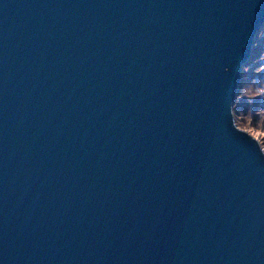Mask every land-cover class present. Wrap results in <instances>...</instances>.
Wrapping results in <instances>:
<instances>
[{"label":"water","instance_id":"95a60500","mask_svg":"<svg viewBox=\"0 0 264 264\" xmlns=\"http://www.w3.org/2000/svg\"><path fill=\"white\" fill-rule=\"evenodd\" d=\"M264 0H0V264H264V154L232 116Z\"/></svg>","mask_w":264,"mask_h":264},{"label":"rangeland","instance_id":"374dc122","mask_svg":"<svg viewBox=\"0 0 264 264\" xmlns=\"http://www.w3.org/2000/svg\"><path fill=\"white\" fill-rule=\"evenodd\" d=\"M258 33H260V37H263L264 29ZM260 52L257 54L260 58L254 60V64L245 70L247 77H245L246 82L241 91L242 95L246 97L245 112L241 120L242 126H235L255 139L264 154V55L261 56ZM260 70H263V75L258 72ZM257 74L260 76L257 77Z\"/></svg>","mask_w":264,"mask_h":264},{"label":"trees","instance_id":"16d2710c","mask_svg":"<svg viewBox=\"0 0 264 264\" xmlns=\"http://www.w3.org/2000/svg\"><path fill=\"white\" fill-rule=\"evenodd\" d=\"M262 29H264V23H263L262 27L257 30V32L253 38V43H252L250 55H249L248 59L243 63L241 70H240V78H239V81L237 84L235 97H234V100L232 102V107H231L233 120H234V123H236L235 124L236 126H242L241 120L243 119L244 112H245V106H246V104H245L246 97H244L241 93L242 88L244 87L245 82H246L245 77H247L245 74V70H247V67L254 64L253 63L254 60L260 58V56L257 55L258 52L261 51L260 52L261 56H262V54L264 55V36L260 37V35H259L260 33H258ZM263 70H260L258 72L263 75ZM256 76L259 77L260 74H257ZM240 95H241V97H240Z\"/></svg>","mask_w":264,"mask_h":264}]
</instances>
